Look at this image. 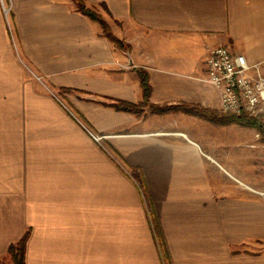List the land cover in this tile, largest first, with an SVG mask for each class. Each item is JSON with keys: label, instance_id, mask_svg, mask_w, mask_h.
Returning <instances> with one entry per match:
<instances>
[{"label": "crops", "instance_id": "crops-1", "mask_svg": "<svg viewBox=\"0 0 264 264\" xmlns=\"http://www.w3.org/2000/svg\"><path fill=\"white\" fill-rule=\"evenodd\" d=\"M85 1L125 49L74 0H0V264L26 233V264H264L222 229L231 123L197 113L225 115L211 50L264 60V0Z\"/></svg>", "mask_w": 264, "mask_h": 264}, {"label": "rangeland", "instance_id": "rangeland-1", "mask_svg": "<svg viewBox=\"0 0 264 264\" xmlns=\"http://www.w3.org/2000/svg\"><path fill=\"white\" fill-rule=\"evenodd\" d=\"M256 119L260 120L259 124L261 123L262 126L259 125L260 127L255 128L236 123H231L230 126V159L234 170L229 173L231 175L235 173L243 179L241 182L231 179L230 185L246 192V205L241 203L240 210H235L232 206L230 226L228 228L224 224L222 229L225 234H228L229 230L230 235H245L246 241L236 245L245 244L248 253L260 255L264 253V118ZM107 149L109 150V148ZM118 164L140 192L144 205V219H146L151 233L162 235L158 213L153 210L154 206L144 188L142 172L138 169H130L122 162H118ZM225 214L227 221V213L225 212ZM222 221L220 222L223 223ZM10 262L5 260L4 264Z\"/></svg>", "mask_w": 264, "mask_h": 264}, {"label": "built area", "instance_id": "built-area-1", "mask_svg": "<svg viewBox=\"0 0 264 264\" xmlns=\"http://www.w3.org/2000/svg\"><path fill=\"white\" fill-rule=\"evenodd\" d=\"M4 12L8 16L5 6ZM202 80L217 90L222 113L264 118V60L249 63L241 54L216 47L209 53Z\"/></svg>", "mask_w": 264, "mask_h": 264}, {"label": "trees", "instance_id": "trees-1", "mask_svg": "<svg viewBox=\"0 0 264 264\" xmlns=\"http://www.w3.org/2000/svg\"><path fill=\"white\" fill-rule=\"evenodd\" d=\"M74 1L76 2V10L78 12L87 16L89 19L98 22L102 26L105 36L112 43L116 44L122 49H125V44L112 34L109 24L103 19V17L97 11H95L93 8L88 7L85 0H74ZM142 87L145 96L146 97L149 96L150 86L148 84L147 77L142 79ZM122 108L128 111V110H132L133 107L129 105H122ZM197 113L200 116L218 121L219 123H236V124L246 125L255 128L262 126L261 123L259 124L260 120L246 115H235V114L209 115L208 111L201 109H197ZM28 237H29V233H26L17 243L12 244L9 247L8 255L10 256L12 264H26V247H27Z\"/></svg>", "mask_w": 264, "mask_h": 264}]
</instances>
